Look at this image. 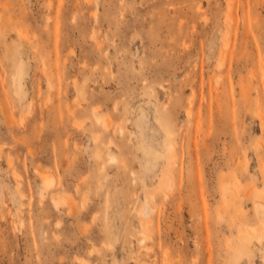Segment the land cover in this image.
Masks as SVG:
<instances>
[{
  "label": "rangeland",
  "instance_id": "1",
  "mask_svg": "<svg viewBox=\"0 0 264 264\" xmlns=\"http://www.w3.org/2000/svg\"><path fill=\"white\" fill-rule=\"evenodd\" d=\"M259 206L264 0H0V264H264Z\"/></svg>",
  "mask_w": 264,
  "mask_h": 264
},
{
  "label": "bare ground",
  "instance_id": "2",
  "mask_svg": "<svg viewBox=\"0 0 264 264\" xmlns=\"http://www.w3.org/2000/svg\"><path fill=\"white\" fill-rule=\"evenodd\" d=\"M19 33L21 34V31H19ZM171 165V164H170ZM46 176V175H45ZM48 178V176H46ZM261 207V210L263 211V215H264V206H259Z\"/></svg>",
  "mask_w": 264,
  "mask_h": 264
}]
</instances>
